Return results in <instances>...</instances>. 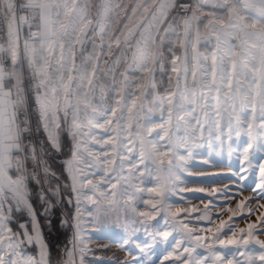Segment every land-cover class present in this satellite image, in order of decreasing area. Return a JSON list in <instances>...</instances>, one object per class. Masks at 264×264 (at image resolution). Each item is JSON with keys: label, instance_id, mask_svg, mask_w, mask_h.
Here are the masks:
<instances>
[{"label": "snow or ice", "instance_id": "6c2138e0", "mask_svg": "<svg viewBox=\"0 0 264 264\" xmlns=\"http://www.w3.org/2000/svg\"><path fill=\"white\" fill-rule=\"evenodd\" d=\"M205 133L264 151V0H0V264H85L84 225L143 229L160 264H264V211L234 219L264 204L168 202ZM44 227L72 230L55 258Z\"/></svg>", "mask_w": 264, "mask_h": 264}, {"label": "rangeland", "instance_id": "374dc122", "mask_svg": "<svg viewBox=\"0 0 264 264\" xmlns=\"http://www.w3.org/2000/svg\"><path fill=\"white\" fill-rule=\"evenodd\" d=\"M88 50L91 51L90 45L88 46ZM201 51L206 52L207 49L201 48ZM177 54H179V50H177ZM77 55L79 56V52ZM157 78L160 79L159 76ZM245 139L246 137H242L240 143ZM236 143L234 138V149ZM180 151L181 154H183V149ZM250 151L252 152L250 156L251 167H249L248 161L243 160L241 154L242 149L234 150L231 155H229L227 141H225L223 150H221L219 142L214 139L211 145L208 144L207 133H205L203 147L196 149L193 157L183 164V168L187 170L179 173L180 180L177 182L175 191L168 193V202L173 206V209L198 208L201 211H203L204 206L208 204L209 215L213 217H216L221 209H226L228 207L235 209L239 201L245 197H251L249 207L264 204V199H260L259 190L256 189L254 191L255 186L260 183L258 166L264 163V151ZM204 161H208V163H204ZM242 167L246 168L247 171L242 172ZM241 175L246 178L241 180ZM93 182L95 183L96 180L94 179ZM181 189L183 190L181 191ZM200 189H203V191H199ZM214 189L219 191L209 196L208 193L212 192ZM68 195H72L73 201H75L74 194L65 192V198H67ZM209 201H211V204H209ZM34 206L38 214L43 211L40 202L35 198ZM91 207L92 206L87 201L82 200L83 218L85 220L88 219L87 209ZM62 211L74 215V202L72 205H65ZM261 211H264V208L257 209V212L251 214L248 219H242L239 216L234 218L236 221L235 226L245 227L249 222H256V216ZM193 215H195V213ZM228 215L229 213L225 212L222 218L227 219ZM19 219L25 220L27 216H21ZM40 219L43 226V217L40 216ZM157 219L160 220L159 217ZM190 226L195 227L196 223L193 222ZM83 227L85 246L87 249L91 250L85 256V264H160V260H162L165 255V245L162 243L157 242L153 247H147V244L152 243V238L148 236L143 229L131 236L129 242L125 244L124 239L127 234L122 230H114L107 226H101L99 229H94L90 225H84ZM43 230L45 239L49 243L53 251V257L55 258L57 249L62 248L64 244L71 239L72 230H65L63 228L49 230L47 227H44ZM56 234L61 236L59 240L51 246L49 240ZM259 238L264 240V235H260ZM169 239H171V237ZM137 245H140V247H137ZM254 247L258 252L259 247ZM141 248H143V251H141ZM165 264H168V262H165ZM257 264H259L258 261Z\"/></svg>", "mask_w": 264, "mask_h": 264}, {"label": "trees", "instance_id": "16d2710c", "mask_svg": "<svg viewBox=\"0 0 264 264\" xmlns=\"http://www.w3.org/2000/svg\"><path fill=\"white\" fill-rule=\"evenodd\" d=\"M60 236L61 235L56 234V235L51 237V239L49 240V242L51 243V246H52L53 243H55V242H57L59 240Z\"/></svg>", "mask_w": 264, "mask_h": 264}, {"label": "built area", "instance_id": "2783aa9c", "mask_svg": "<svg viewBox=\"0 0 264 264\" xmlns=\"http://www.w3.org/2000/svg\"><path fill=\"white\" fill-rule=\"evenodd\" d=\"M31 187L33 188V192H35L36 191L35 186L31 185Z\"/></svg>", "mask_w": 264, "mask_h": 264}]
</instances>
